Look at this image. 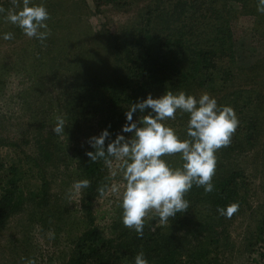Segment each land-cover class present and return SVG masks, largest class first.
<instances>
[{"label":"trees","instance_id":"16d2710c","mask_svg":"<svg viewBox=\"0 0 264 264\" xmlns=\"http://www.w3.org/2000/svg\"><path fill=\"white\" fill-rule=\"evenodd\" d=\"M6 1L12 3L0 0V7L10 4ZM93 3L100 12L114 8L134 14L132 20L115 31L104 27L92 32L90 41L107 47L114 66L95 54V59L83 62L78 56L73 58L75 64L69 63L70 68L65 47L56 43L57 22L53 21L54 11L49 10L47 23L51 34L43 43L37 40L45 51L36 50L39 56L30 76L35 83L43 84L50 72V80L62 87L56 103L66 121L64 135L69 143L75 141L71 152L80 179L90 181L89 188L82 190L84 230L76 237L65 264H133L135 254L141 251L149 264H217L219 249L231 244L229 234L221 232L220 227L226 220L239 216L246 202L247 176L230 160L254 149L264 135V52L249 65L239 63L233 28L241 17L250 16L252 34L264 40V14L257 12V0H93ZM86 55L91 56L85 51ZM61 66L65 74L59 73ZM160 89L173 93L183 90L196 96L208 92L218 105L233 107L239 125L231 143L216 153L212 192L205 193L203 187L194 185L185 195L189 202L185 212L169 218L165 224L158 225L156 217L145 220L142 237L122 227L118 235L107 238L95 222L93 203L100 196L97 189L108 185L109 178L103 161L92 162L86 155L93 150L88 140L107 128L110 132L105 140L107 146L121 132L131 104ZM92 118L98 119L99 129L97 133L92 130L87 142L80 143L81 133L88 130L80 131L81 125ZM187 121V114L176 113L175 132L181 138H186ZM35 130L37 156L27 157L26 166L21 161L10 164L0 161V232L28 203L39 210L49 205L46 166L60 160L65 144L44 124ZM172 163L181 166L179 154H175ZM29 173L38 178L39 184L26 190L23 183ZM233 203L238 210L231 218L218 213V208ZM261 217L255 231L245 237L243 248L238 249L239 253L247 254L248 264H264V214Z\"/></svg>","mask_w":264,"mask_h":264},{"label":"rangeland","instance_id":"374dc122","mask_svg":"<svg viewBox=\"0 0 264 264\" xmlns=\"http://www.w3.org/2000/svg\"><path fill=\"white\" fill-rule=\"evenodd\" d=\"M7 2L10 4L2 7L5 11L13 9L11 1L5 3ZM33 2L43 3L48 11H54L53 21L57 22L54 31L59 41L56 43L68 49L66 52L63 48L69 59L70 68L72 67L69 63L75 64L73 58L78 56L81 58L80 62H83L85 59H95V54H98L96 58L99 60L103 57L110 66H114L113 55L107 47L90 41L92 32H99L104 27L112 31L119 29L133 19L132 11L126 13L114 8H104L100 12L95 8L93 0H33ZM6 13L0 15V34L12 32L13 39L7 41L0 39V161L7 164L21 161L26 166L27 157L37 156L34 143L37 132L35 128L44 124L52 129L55 117L57 115L64 117L61 107L56 103L62 87L50 80V72L46 73L43 84H37L31 79L30 76L34 74L35 58L39 56L36 50L44 52L45 47L37 39L26 37L18 27L8 23L5 19ZM252 24L253 19L250 16H243L235 22L233 28L237 38L236 52L239 63L244 65H249L264 52V40L252 34ZM85 51L91 56H84ZM60 70L59 73L63 71L65 74L62 66ZM70 81L74 82V79ZM165 92L163 89L154 90L150 95L156 98ZM150 111L145 109L141 113L137 109L133 114V120H138L140 116L147 115ZM86 123L81 125L80 131L85 128L88 130L81 133L80 143L87 142L88 136L93 134L92 130L97 133L100 126L97 118H92ZM166 123L175 130V119H169ZM123 134L126 138L131 136V133ZM54 136L65 144V151L60 154L57 163L55 159L54 165L52 162L46 166V175L50 183L49 205L46 209L39 210L28 203L22 212L10 218L7 227L0 232V264H27L28 259H34L36 264H65L70 258L76 237L84 230L82 191L78 195H69L73 182L80 180L76 159L71 152L75 141L69 143L65 135L62 138ZM4 142L7 143L3 144ZM162 158L175 167V163H172L175 154ZM230 161L243 169L247 176L246 202L239 216L226 220L220 227L221 232L226 231L229 234L231 244L229 247L222 246L219 249L217 256L220 262L217 264H248L247 254L239 253L238 249L243 248L245 237L255 231L254 228L264 214V135L254 149L240 157L234 156ZM110 172L117 174L112 177ZM31 173L25 178L29 181L23 183L26 190L39 184L38 178ZM30 175L34 178L29 177ZM107 175L108 185L124 183L115 161L111 170L107 168ZM93 210L95 222L105 237H114L122 227H125L121 221L122 209L119 206V199L115 194L107 192L104 196L94 199ZM154 217L155 213H150L146 220ZM50 232L54 233L53 239H49Z\"/></svg>","mask_w":264,"mask_h":264},{"label":"clouds","instance_id":"9594fccd","mask_svg":"<svg viewBox=\"0 0 264 264\" xmlns=\"http://www.w3.org/2000/svg\"><path fill=\"white\" fill-rule=\"evenodd\" d=\"M13 9L5 15L8 23L18 27L28 38L43 43L51 34L47 21L50 13L43 3L33 0H12ZM257 12L264 14V0H257ZM0 7V14H4ZM0 39H13L12 32L0 34ZM150 109L147 115L133 120V114ZM188 115L186 138H181L166 121L175 119L176 113ZM126 123L115 139L105 146L110 137L108 129L89 138L91 151L86 155L90 161L102 160L111 170L116 167L122 174L123 184L112 183L97 189L100 196L107 192L115 194L122 209L121 221L126 228L142 237L145 220L155 213L160 224L176 217L189 208L185 199L192 187H203L205 193L212 192V178L216 170V152L227 147L235 133L239 119L230 105H218L217 99L208 92L199 96L186 94L183 90L173 93L166 91L162 96L131 104L125 113ZM66 121L62 115L55 117L52 132L58 137L66 133ZM123 133H131L125 137ZM179 154L181 166L173 167L162 157ZM117 173L110 172L114 177ZM90 186L86 178L74 181L69 195H78ZM238 205L229 204L218 208L220 215L231 218ZM49 239L54 238L50 232ZM27 264H36L28 259ZM133 264H149L143 251L134 256Z\"/></svg>","mask_w":264,"mask_h":264}]
</instances>
